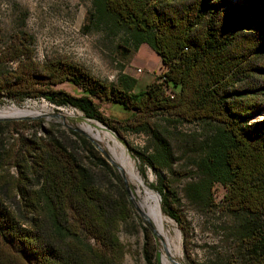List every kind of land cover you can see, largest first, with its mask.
<instances>
[{
  "label": "trees",
  "instance_id": "trees-1",
  "mask_svg": "<svg viewBox=\"0 0 264 264\" xmlns=\"http://www.w3.org/2000/svg\"><path fill=\"white\" fill-rule=\"evenodd\" d=\"M92 5L94 17L129 35L133 51L147 45L160 58L174 98L155 83L137 91V81L128 75L106 84L75 64H38L19 42L0 60L19 61L16 70L0 73V99L42 98L71 107L120 139L116 125L145 133L153 144L138 160L156 174L173 171L172 141L178 140L151 118L161 114L175 123L200 124L203 135H188L204 139L196 146L199 177L188 184L187 198L215 208L212 190L224 187L221 208L237 221L235 235L248 264H264V0H92ZM62 83L81 95L54 90ZM96 100L121 106L128 117L105 118ZM28 124L0 120L13 134L6 144L0 133V264H123L118 233L132 216L125 184L92 145H85L87 159L114 175L121 189L100 186L92 168L82 165L54 130L20 135L19 130L42 129L39 121L32 128ZM72 134L80 133L72 129ZM12 168L16 176L9 173ZM151 187L162 198L163 213L183 228L168 183L160 177ZM143 232L145 263L160 264L155 237L146 227ZM82 233L94 245L85 243Z\"/></svg>",
  "mask_w": 264,
  "mask_h": 264
},
{
  "label": "rangeland",
  "instance_id": "rangeland-1",
  "mask_svg": "<svg viewBox=\"0 0 264 264\" xmlns=\"http://www.w3.org/2000/svg\"><path fill=\"white\" fill-rule=\"evenodd\" d=\"M93 14L92 0H0V60L5 61L9 49L21 42L30 48L33 60L38 64L42 65L52 61L67 62L79 66L106 84L116 83L121 75H128L137 81V91H142L154 83L165 90V86L167 87L164 75L166 69L152 49L147 45H142L137 52L133 51L128 43L130 37L123 29L116 27L108 19H98ZM126 49L132 50V53L127 54ZM18 66L19 61L0 62V73L14 71ZM168 89L171 94H175L172 89L169 87ZM54 90L65 91L72 96L81 95L80 90L69 83H62L54 87ZM26 104L35 108L39 115L27 120H15V118L11 121H26L30 127L34 121H39L42 123V129L19 130V134L29 136L36 132L41 136L44 130H54L55 135L74 153L78 161L92 168L95 180L105 189L119 190L121 186L114 175H110L94 164V161L91 163L87 159L85 145H92L96 150L98 148L87 136L82 134H78V137L74 136L72 129L81 130L85 123L93 126L100 125L116 138L125 148L136 171L149 188L159 196L160 210L166 219L165 230L169 234L172 245L176 248L175 257L180 264H248L244 249L235 235L237 221L221 208L226 193L224 187L216 185L212 190L213 200L217 206L215 208H206L187 198L188 184L197 181L199 177L194 163L200 154L196 146L204 139L200 124L175 123L168 116L161 114L151 118L160 130L173 132L174 135L171 137L178 140V142L172 141L175 148L173 171H161L156 174L146 166L143 167L138 160L140 154L152 147L153 143L147 134L133 133L116 125L121 131L120 139L104 125L86 119L84 114L78 110L71 107H57L42 98L14 101L3 97L0 99V111L14 106L23 107ZM95 104L99 112L109 120L122 121L128 117V113L121 106L98 100ZM262 116L264 113L261 114ZM0 133H3L2 138L5 139L6 144L12 143L13 134L7 127L1 126ZM177 133L187 136H177L175 135ZM190 134L202 135L188 137ZM100 154L109 163L101 152ZM116 167L121 166L116 163ZM113 169L116 176L120 178V182L127 181L132 191H135V186L130 183L126 173L114 167ZM9 173L13 176L17 175L15 168L10 169ZM160 177L168 183L175 197L177 213L184 223L183 228L163 213L162 198L151 187L158 185ZM127 199L131 204L132 216L118 233L126 252L123 264H146L142 255L143 228L146 227L151 232L152 230L128 195ZM153 236L156 239L160 264H162L164 246L157 235L153 234ZM82 240L94 245V242L87 239L84 233H82Z\"/></svg>",
  "mask_w": 264,
  "mask_h": 264
},
{
  "label": "bare ground",
  "instance_id": "bare-ground-1",
  "mask_svg": "<svg viewBox=\"0 0 264 264\" xmlns=\"http://www.w3.org/2000/svg\"><path fill=\"white\" fill-rule=\"evenodd\" d=\"M38 115L39 112L30 104H26L23 107L14 106L0 111L1 119H31ZM80 132L87 136L97 147L105 152H109L112 159L118 163L123 172L126 173L130 183L135 186V191H132L133 203L143 220L154 226L156 235L162 240L165 252L162 256V264H180L175 257L176 248L172 245L169 234L165 230L166 219L160 210V198L149 188L144 179L136 171L130 157L126 154L125 148H123L116 138L108 131L104 130L100 125L93 126L92 124L85 123L81 127Z\"/></svg>",
  "mask_w": 264,
  "mask_h": 264
},
{
  "label": "water",
  "instance_id": "water-1",
  "mask_svg": "<svg viewBox=\"0 0 264 264\" xmlns=\"http://www.w3.org/2000/svg\"><path fill=\"white\" fill-rule=\"evenodd\" d=\"M28 118H16L15 120H27ZM3 121L6 120H12V119H0ZM75 132H78L81 134L79 129H73ZM97 147V145H96ZM98 150L107 158V160L109 161L110 165L113 166L114 168H117L118 170L122 171L121 167H116V163L111 159V157L109 156V154L107 152L102 151L101 149H99V147H97ZM125 187H126V192L127 195L130 197L131 202H133L132 199V189L130 188L129 184L127 181H124ZM149 228L152 230L153 234L156 236L155 230H154V226L152 224H149ZM175 264V263H174Z\"/></svg>",
  "mask_w": 264,
  "mask_h": 264
},
{
  "label": "built area",
  "instance_id": "built-area-1",
  "mask_svg": "<svg viewBox=\"0 0 264 264\" xmlns=\"http://www.w3.org/2000/svg\"><path fill=\"white\" fill-rule=\"evenodd\" d=\"M165 91H166V94H167L168 96H170L171 98L174 97V95L171 94L170 90H169L166 86H165Z\"/></svg>",
  "mask_w": 264,
  "mask_h": 264
}]
</instances>
